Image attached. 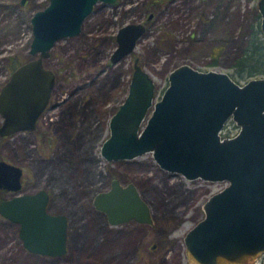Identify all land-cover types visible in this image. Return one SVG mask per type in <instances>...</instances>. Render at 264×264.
I'll return each mask as SVG.
<instances>
[{"label":"rangeland","instance_id":"rangeland-1","mask_svg":"<svg viewBox=\"0 0 264 264\" xmlns=\"http://www.w3.org/2000/svg\"><path fill=\"white\" fill-rule=\"evenodd\" d=\"M258 3L118 0L114 7L99 2L79 37L58 40L44 59L46 69L55 72L50 105L36 130L0 136V160L23 168L21 193L45 189L50 213L67 218V253L30 252L22 244L19 224L0 214V264H191L185 235L205 217L206 200L227 183L166 172L151 152L107 160L101 148L128 94L136 59L154 80L155 101L167 89L170 72L182 64L228 73L239 84L264 77H239L236 68L261 24ZM47 4L0 0V90L11 71L35 58L29 51L31 18ZM132 23L145 25L143 36L132 53L112 62L117 34ZM239 131L229 119L220 134L233 137ZM113 180L135 186L150 208L151 223L114 225L95 207L97 193L108 191ZM12 195L0 189V201ZM255 264H264V256Z\"/></svg>","mask_w":264,"mask_h":264},{"label":"water","instance_id":"water-1","mask_svg":"<svg viewBox=\"0 0 264 264\" xmlns=\"http://www.w3.org/2000/svg\"><path fill=\"white\" fill-rule=\"evenodd\" d=\"M27 0H21L24 5ZM118 0H49L32 17L30 54L0 90V135L34 131L48 108L54 88L53 71L44 59L58 40L76 36L97 3ZM260 28L264 33V0H259ZM145 25L127 24L117 34L112 62L133 52ZM128 94L110 120V136L101 148L107 160L117 161L150 152L166 172L187 179L226 182L204 205L205 217L185 237L191 264H255L264 256V77L239 84L225 72L202 71L178 65L155 101L153 78L134 65ZM152 114L143 126L148 109ZM229 119L240 131L221 137ZM24 170L0 160V189L14 192L0 201V214L19 224L22 244L34 254L67 253L68 220L48 210L44 190L21 193ZM108 192L97 193L96 208L110 223L136 220L151 223L150 208L134 185L114 181Z\"/></svg>","mask_w":264,"mask_h":264},{"label":"trees","instance_id":"trees-1","mask_svg":"<svg viewBox=\"0 0 264 264\" xmlns=\"http://www.w3.org/2000/svg\"><path fill=\"white\" fill-rule=\"evenodd\" d=\"M243 55L237 62L239 77L252 78L264 74V33L258 23L250 43L243 50Z\"/></svg>","mask_w":264,"mask_h":264},{"label":"flooded vegetation","instance_id":"flooded-vegetation-1","mask_svg":"<svg viewBox=\"0 0 264 264\" xmlns=\"http://www.w3.org/2000/svg\"><path fill=\"white\" fill-rule=\"evenodd\" d=\"M117 3H118V2H117ZM110 5L112 6V4H110ZM110 5H108V6H110ZM116 5H117V4H116ZM116 5H113V6L115 7ZM42 9H44V7H43ZM40 10H41V9H40ZM37 11H38V10H37ZM33 16H34V15H33ZM33 16H32V17H33ZM31 19H32V18H31ZM83 23H84V22H83ZM31 24H32V20H31ZM81 27H82V29L80 30L79 34H77L76 36H72V37H79V35L81 34V32H82V30H83V24H82ZM121 29H122V28H121ZM121 29H120V30H121ZM72 37H71V38H72ZM117 46H118V36H117V44H116V48H117ZM134 49H135V48H134ZM114 51H115V50H114ZM131 53H132V52H131ZM129 54H130V53H129ZM49 55H50V52H49ZM49 55H48V56H49ZM47 58H48V57H47ZM45 59H46V58H45ZM43 61H44V60H43ZM120 61H121V60H120ZM135 62H137V64L140 66V64H139V60L136 59V61H134V64H133V68H134ZM44 65H45V61H44ZM16 68H17V67H16ZM45 68H46V67H45ZM142 69H143V67H142ZM143 70H144V69H143ZM134 71H135V68H134ZM134 71H133V74H132V76H131V78H130V79H131V80H130V83H131V81H132V79H133L132 77H133V75H134ZM12 72H13V71H11L10 73L13 74ZM54 74H55V72H54ZM130 83H129V85H130ZM129 85H128V91H129ZM52 92H53V91H52ZM155 94H156V92H155ZM52 96H53V94H52ZM52 96H51V99H52ZM160 96H162V95H160ZM159 98H160V97H159ZM159 98H158V100H159ZM51 99H50V101H51ZM154 99H155V98H154ZM155 100H156V99H155ZM49 105H50V103H49ZM46 110H47V109H46ZM46 110H45V111H46ZM45 111L42 113V116H43V114L45 113ZM152 111H153V110H152V107H150V108L148 109V112H147L146 117L144 118V121H145V122L147 121V118L152 114ZM116 112H117V110H116ZM116 112H115V113H116ZM42 116H41V117H42ZM41 117H40V118H41ZM39 121H40V119L38 120V122H39ZM2 122H3V121H2ZM38 122H37V125H36L37 128H38V126H39V125H38ZM145 122H144V123H145ZM1 124H2V123H1ZM1 124H0V125H1ZM145 124H146V123H145ZM37 128H36V129H37ZM36 129H35V130H36ZM0 136H1V137H6V136H2V135H0ZM123 160H124V159H123ZM22 169H23V168H22ZM114 181H117V182L121 185V183H120L119 180H113V182H114ZM113 182H112V184H113ZM111 186H112V185H111ZM121 186H122V185H121ZM22 187H23V186H22ZM112 187H113V186H112ZM112 187H111V188H112ZM124 187H126V186H124ZM111 188H109L108 190H110ZM106 192H108V191H106ZM142 199H143V198H142ZM95 200H96V198H95ZM95 200H94V205H95ZM95 207H96V205H95ZM107 217H108V216H107ZM108 220H109V219H108ZM137 222H138V221H137Z\"/></svg>","mask_w":264,"mask_h":264},{"label":"bare ground","instance_id":"bare-ground-1","mask_svg":"<svg viewBox=\"0 0 264 264\" xmlns=\"http://www.w3.org/2000/svg\"><path fill=\"white\" fill-rule=\"evenodd\" d=\"M99 2H100V1H99ZM97 4H98V3H97ZM97 4H96V5H97ZM186 179H187V178H186ZM189 180H190V179H189Z\"/></svg>","mask_w":264,"mask_h":264}]
</instances>
